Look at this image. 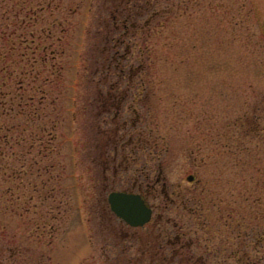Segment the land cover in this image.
<instances>
[{"label": "rangeland", "instance_id": "1", "mask_svg": "<svg viewBox=\"0 0 264 264\" xmlns=\"http://www.w3.org/2000/svg\"><path fill=\"white\" fill-rule=\"evenodd\" d=\"M115 1L0 0V264H264V0H152L122 79ZM139 184L130 227L106 197Z\"/></svg>", "mask_w": 264, "mask_h": 264}, {"label": "trees", "instance_id": "2", "mask_svg": "<svg viewBox=\"0 0 264 264\" xmlns=\"http://www.w3.org/2000/svg\"><path fill=\"white\" fill-rule=\"evenodd\" d=\"M113 1V0H111ZM136 0H116L114 4L115 12L123 16L122 20V25H123V31L124 34L120 37V35L114 36L111 34L110 36H106L104 39V43L101 45L100 49H97L96 53V64L101 65V69L96 68L101 71H111L112 69L114 70L115 75L119 78L122 79L125 73V69H128V73L131 72L132 74L134 73L133 70L136 72H145L148 71L149 69V62L148 57L149 53L151 52L150 48L148 45H141L138 47L137 44L135 43L132 39H129L127 36L129 30L134 31V33L138 32L143 26H147L150 24V21L152 17L147 21L148 18L145 19L143 22H139L138 19H141V17H144L146 13L149 11L151 12V15L156 12V10H153V1L152 0H145L144 4L136 3ZM149 12V13H150ZM128 29V30H127ZM111 30L113 32H116L117 27L116 25L111 26ZM110 33V32H109ZM129 40H127V39ZM139 45V44H138ZM138 47L137 53L138 56L134 57L136 60V64L133 62L128 63L129 57H132L134 55V48ZM122 48V52H120V49ZM142 48V49H141ZM140 54H146L147 56L145 58H142ZM122 57V58H121ZM128 57V58H127ZM130 60V59H129ZM95 69V71H97ZM99 96L103 95L102 92H98ZM120 97L119 100L115 101H121L123 98L125 101L126 97H121L118 95V98ZM100 101H102L100 99ZM105 103V101H102ZM161 236L163 234H160ZM164 236H167V234ZM178 237V235H177ZM244 239L245 236H244ZM254 240V241H253ZM251 241H253L254 245H258L262 243L260 238L256 237H251ZM250 241V242H251ZM165 244L169 246H158L157 248L154 249H160V250H170V253L168 255H171L170 261H167L165 258L167 256V253L162 252V256L160 257V260H165L167 261L166 263L162 262V264H173L175 257H178L179 261H183L186 259H191V255L183 256L184 253L180 252L181 249H187L183 248L180 246H176L178 244L177 238L175 236V240H168L165 238ZM161 243L160 241L156 243L155 245H158ZM189 249V248H188ZM154 253H158L155 251ZM161 253V252H160ZM166 254V255H165ZM186 258V259H185ZM195 262L197 264H206L205 261H203L202 257H196ZM254 263V262H253Z\"/></svg>", "mask_w": 264, "mask_h": 264}, {"label": "water", "instance_id": "3", "mask_svg": "<svg viewBox=\"0 0 264 264\" xmlns=\"http://www.w3.org/2000/svg\"><path fill=\"white\" fill-rule=\"evenodd\" d=\"M107 202L111 211L130 226H141L150 220L151 208L138 193L113 190L107 194Z\"/></svg>", "mask_w": 264, "mask_h": 264}, {"label": "flooded vegetation", "instance_id": "4", "mask_svg": "<svg viewBox=\"0 0 264 264\" xmlns=\"http://www.w3.org/2000/svg\"><path fill=\"white\" fill-rule=\"evenodd\" d=\"M112 99H116V100H119L120 99V97L118 98V97H114V98H112ZM137 191H139V192H141V186H140V184L138 185V189H137ZM141 194L145 197V195L141 192ZM120 220V219H119ZM120 222H123V221H121L120 220Z\"/></svg>", "mask_w": 264, "mask_h": 264}]
</instances>
